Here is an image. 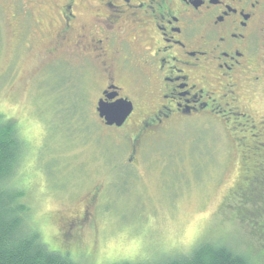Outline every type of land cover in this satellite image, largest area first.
Listing matches in <instances>:
<instances>
[{
    "label": "rangeland",
    "instance_id": "obj_1",
    "mask_svg": "<svg viewBox=\"0 0 264 264\" xmlns=\"http://www.w3.org/2000/svg\"><path fill=\"white\" fill-rule=\"evenodd\" d=\"M5 1L0 114L24 142L18 178L47 249L77 264H114L186 254L206 241L264 264V210L255 211L264 201H251L247 167L224 127L208 117L174 120L129 154L134 132L98 120L100 83L66 79L42 53L46 37L16 35Z\"/></svg>",
    "mask_w": 264,
    "mask_h": 264
},
{
    "label": "flooded vegetation",
    "instance_id": "obj_2",
    "mask_svg": "<svg viewBox=\"0 0 264 264\" xmlns=\"http://www.w3.org/2000/svg\"><path fill=\"white\" fill-rule=\"evenodd\" d=\"M3 3L18 37L36 29L47 38L42 53L69 73L66 79L87 74L90 82L100 83L96 107L100 100L131 103L119 127L98 118L106 128L134 132L129 154L174 120L208 117L232 137L237 164L247 167L246 184L261 189L264 0Z\"/></svg>",
    "mask_w": 264,
    "mask_h": 264
},
{
    "label": "trees",
    "instance_id": "obj_3",
    "mask_svg": "<svg viewBox=\"0 0 264 264\" xmlns=\"http://www.w3.org/2000/svg\"><path fill=\"white\" fill-rule=\"evenodd\" d=\"M75 92L74 90L70 91V93ZM71 100L72 105L75 106L73 110L76 113L77 108H79L77 104L81 100L78 101L74 98ZM24 159L25 145L16 124L3 118L0 114V264H77L67 253L48 250L41 241L37 230L31 226L32 211L29 206V191L23 187L21 180L18 178ZM262 187V191V188L258 189L257 192L250 190L251 201L256 202L255 200L259 197L260 201H264V198H262L264 195V181ZM262 203L264 205V202ZM260 210L264 209L255 208L257 212ZM260 227H263L260 232L264 234V224ZM114 264L258 263L252 261L248 255L240 254L224 245L202 241L196 243L186 254Z\"/></svg>",
    "mask_w": 264,
    "mask_h": 264
},
{
    "label": "water",
    "instance_id": "obj_4",
    "mask_svg": "<svg viewBox=\"0 0 264 264\" xmlns=\"http://www.w3.org/2000/svg\"><path fill=\"white\" fill-rule=\"evenodd\" d=\"M115 106H119V108ZM117 111H119V115H114V113ZM131 111V103L126 100H118L111 104H106L100 100L96 107L98 118L102 119L106 126H121Z\"/></svg>",
    "mask_w": 264,
    "mask_h": 264
},
{
    "label": "snow or ice",
    "instance_id": "obj_5",
    "mask_svg": "<svg viewBox=\"0 0 264 264\" xmlns=\"http://www.w3.org/2000/svg\"><path fill=\"white\" fill-rule=\"evenodd\" d=\"M117 108H119V106H115ZM114 115H119V111L115 112Z\"/></svg>",
    "mask_w": 264,
    "mask_h": 264
}]
</instances>
